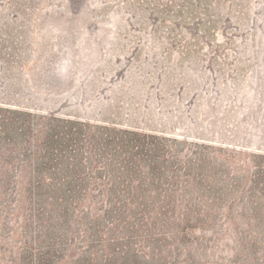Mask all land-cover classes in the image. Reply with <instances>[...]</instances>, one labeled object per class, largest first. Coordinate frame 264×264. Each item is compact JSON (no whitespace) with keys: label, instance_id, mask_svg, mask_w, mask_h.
<instances>
[{"label":"rangeland","instance_id":"obj_1","mask_svg":"<svg viewBox=\"0 0 264 264\" xmlns=\"http://www.w3.org/2000/svg\"><path fill=\"white\" fill-rule=\"evenodd\" d=\"M0 264H264V0H0Z\"/></svg>","mask_w":264,"mask_h":264},{"label":"trees","instance_id":"obj_2","mask_svg":"<svg viewBox=\"0 0 264 264\" xmlns=\"http://www.w3.org/2000/svg\"><path fill=\"white\" fill-rule=\"evenodd\" d=\"M66 70H67V68L64 69V71H66ZM60 121H63L65 123L75 122V121L66 120V119H60ZM80 123L85 124L84 122H80ZM99 128H101L103 131L102 135L104 136V141L110 145L115 144V145H118L120 148L125 149V148L129 147L130 143H133L137 146H140L142 144L143 140H139V139L134 138L131 135H129V132H131V134H138L136 132H133V131L127 132V130H120V129H116L114 127H108V126H104V125L99 126ZM122 131L125 134L120 135L119 133ZM146 136H147V134H146ZM118 203L122 204L120 202H118ZM114 204L117 205V203H114Z\"/></svg>","mask_w":264,"mask_h":264}]
</instances>
